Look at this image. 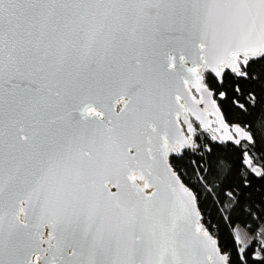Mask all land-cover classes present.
I'll return each instance as SVG.
<instances>
[{
	"label": "snow or ice",
	"instance_id": "6c2138e0",
	"mask_svg": "<svg viewBox=\"0 0 264 264\" xmlns=\"http://www.w3.org/2000/svg\"><path fill=\"white\" fill-rule=\"evenodd\" d=\"M118 44L131 61L107 92L70 97V137L41 149L33 187L12 212L5 247L23 258L11 264H264V224L235 215L264 220L241 203L255 178L264 181V118L232 123L217 102L242 113L257 103L240 81L255 79L252 64L264 60V0H0V72L41 99L53 94L46 73L62 71L68 54L86 59L94 46L108 53ZM198 129L235 158L205 166L216 146ZM11 135L20 151L36 147L22 124ZM81 141L89 147L77 155ZM197 153L189 183L180 164ZM19 172L17 162L8 182ZM204 195L229 231L201 222ZM29 208L32 222H21Z\"/></svg>",
	"mask_w": 264,
	"mask_h": 264
},
{
	"label": "water",
	"instance_id": "95a60500",
	"mask_svg": "<svg viewBox=\"0 0 264 264\" xmlns=\"http://www.w3.org/2000/svg\"><path fill=\"white\" fill-rule=\"evenodd\" d=\"M142 39L145 46L150 45L147 35ZM135 47L138 48L139 44L137 43ZM192 52L194 55L196 50L193 49ZM157 59L162 62V58ZM130 61L131 54L127 47H121L119 44L114 52L109 51L108 53L102 47L94 46L86 59L79 54H68L62 71L56 75L46 73L48 78L44 82L52 89L53 94L43 99L30 93L25 87V81L20 77L15 80V84H19L20 87H15L9 74L0 72V189H2L0 191V216H3V223L0 224V264H11L23 258L22 251L14 252L5 247L8 243L7 234L10 227L15 224L12 212L19 210L20 200H27L33 187L34 175L42 163L41 149L49 147L56 149L70 137L72 128L67 123V113L72 112L75 107L70 97L89 92L92 94L107 92L109 86L115 81L119 69ZM56 91L61 92L60 97L54 95ZM61 116L65 118L63 121L57 119L55 125L49 123L50 119ZM20 124L36 133L35 148H25L20 151L14 147L11 132ZM72 147L78 155L80 149H87L89 145L81 141L79 144H73ZM17 162L20 163V172L16 179L9 183V168ZM121 183H124L123 180ZM137 183L141 186L143 184L142 181H137ZM111 190L117 191L115 188ZM152 191L151 188L145 189V194L150 195ZM31 203H36L34 196ZM20 220L21 222H32L30 208L27 217L20 213ZM44 231L47 232L48 229ZM47 247V244L41 245V249ZM40 254L45 255L43 252ZM47 255L51 256L52 253H47ZM57 255L59 256L58 253ZM63 259L64 261L69 260L67 252ZM76 259L79 257L72 258L73 264ZM39 264H43V261Z\"/></svg>",
	"mask_w": 264,
	"mask_h": 264
},
{
	"label": "trees",
	"instance_id": "16d2710c",
	"mask_svg": "<svg viewBox=\"0 0 264 264\" xmlns=\"http://www.w3.org/2000/svg\"><path fill=\"white\" fill-rule=\"evenodd\" d=\"M253 75L256 77L255 79H245L240 81V88L242 90L243 98L247 99L248 93H253L256 97L257 103L254 107H251L247 113H242L239 110L235 109L229 101H221L218 100V104L221 107V112L226 115V120L232 123H238L240 121H251L252 124H257V122L264 118V60L252 64ZM251 126V125H250ZM201 143H207L209 147L215 145L216 147L213 149L211 158H209L208 154L205 153L204 165L207 166L209 163H215L217 158L223 160H233L235 158V154L231 151H226L224 145H220L218 141L211 140V134L205 133L203 130L200 132ZM261 146L264 147V140L261 141ZM196 155H189L183 162H181L180 167L184 172L183 179L188 181L189 183H197L195 173L193 171V167L191 165V161L196 159ZM259 155V153H257ZM234 182H238L234 178ZM239 191V189H237ZM245 200L243 203L245 209H251L252 206H255L256 212L255 217L258 218L260 215V211H264V207L261 206V200H264V181H260L259 178L254 179V187L252 191H245ZM203 204L201 206V216L203 223L204 221H208L212 225L215 226V231L217 233L222 231H229L228 226L221 220L220 218V204L210 199L207 195L202 196ZM228 213L226 212L225 215ZM241 219L247 220V224L256 228L259 227L264 220H256V223L253 222L254 218L248 217L246 212L241 213L239 210L235 214ZM237 225H240V219L236 221ZM207 226V225H206ZM243 227V225H240Z\"/></svg>",
	"mask_w": 264,
	"mask_h": 264
},
{
	"label": "flooded vegetation",
	"instance_id": "af4514ba",
	"mask_svg": "<svg viewBox=\"0 0 264 264\" xmlns=\"http://www.w3.org/2000/svg\"><path fill=\"white\" fill-rule=\"evenodd\" d=\"M213 117H210V119H212ZM199 132H201L202 130L201 129H198Z\"/></svg>",
	"mask_w": 264,
	"mask_h": 264
},
{
	"label": "bare ground",
	"instance_id": "6f19581e",
	"mask_svg": "<svg viewBox=\"0 0 264 264\" xmlns=\"http://www.w3.org/2000/svg\"><path fill=\"white\" fill-rule=\"evenodd\" d=\"M198 134L200 135L201 133L198 131Z\"/></svg>",
	"mask_w": 264,
	"mask_h": 264
},
{
	"label": "rangeland",
	"instance_id": "374dc122",
	"mask_svg": "<svg viewBox=\"0 0 264 264\" xmlns=\"http://www.w3.org/2000/svg\"><path fill=\"white\" fill-rule=\"evenodd\" d=\"M209 119H210V117H209ZM212 119H214V117ZM262 224H264V223H262Z\"/></svg>",
	"mask_w": 264,
	"mask_h": 264
}]
</instances>
